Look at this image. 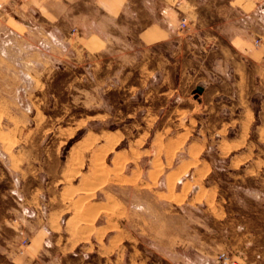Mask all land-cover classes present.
Wrapping results in <instances>:
<instances>
[{
    "label": "crops",
    "instance_id": "0c3cea01",
    "mask_svg": "<svg viewBox=\"0 0 264 264\" xmlns=\"http://www.w3.org/2000/svg\"><path fill=\"white\" fill-rule=\"evenodd\" d=\"M182 17L188 19L187 29L180 28ZM5 66L9 75H32L33 91L29 96L35 97L42 89L37 80H42L43 75H50L51 79L55 75H82L81 80L93 75L99 85L101 81L103 97L104 75H128L125 81H129L130 97L137 94L133 88L145 89L146 114L152 113L149 140L159 133L176 142L181 140L175 153H163L161 160L163 167L169 169L168 181L171 176L184 178L180 181L181 191L175 195L186 192V199L196 185L186 177H208L214 168L203 150H195L203 141L196 140L195 133L184 139L181 136L185 130H176L184 126L183 120L189 121L195 130L200 122L195 118L198 107L224 113L225 121L217 128L225 126L229 134L234 128L253 126L254 104L259 102L256 133L258 146L263 145L264 149V0H0V71ZM198 87H202L201 93L197 92ZM83 91L90 93L89 89ZM8 94L0 93L2 112H9V106L15 105L5 96ZM92 94L99 96V89ZM182 101L191 105L184 106ZM15 106L19 119L14 130L3 132L1 139L0 152L7 163L6 174L1 171L0 178L15 174L21 183L12 189L19 195L12 198L16 206L9 208L7 215L0 213V264H58L59 255L81 256V264H91L89 260L85 262V256L95 254L105 260L106 248L111 243L115 252L116 245L123 240H134L132 233L123 231L121 220L113 217L115 212L105 218L107 213L112 214L110 206H121L114 194L106 195L105 182L100 184V177L85 182L81 176L85 173L81 171L70 175L78 161L87 159L90 145L97 142L99 153L101 147L105 149L107 138H117L116 148L125 135L90 130V122L99 123L100 119L62 129L53 127L48 132L45 126L36 124L24 131L23 139L27 142L42 145L48 134L50 140L57 142L60 157L64 145L70 141L72 144L65 156L66 167L50 172L56 183L28 187L26 176L39 179L41 165L26 175L25 162L19 161L21 154L5 151L17 146L19 131L28 123L29 109ZM37 106L34 100L32 107L36 113ZM135 109L128 114L136 113ZM236 112L246 113V120L235 119ZM191 118L196 120L195 124H191ZM41 128L44 136L39 141L37 131ZM17 129L20 130L15 134ZM79 132L82 135L74 140ZM250 144V135L244 132L226 138L223 145L229 146V152H221L220 156L229 157L231 166L239 162L238 168L242 169H249L250 161H262L261 167L248 173L263 177L264 151L258 148L238 152ZM125 151L130 157V148ZM46 152V146L40 148V153ZM122 152L116 150L117 154ZM153 171L154 165L147 169V175L151 176ZM132 177L127 174L125 180L132 184ZM69 179L81 182H68ZM169 192L167 183L160 193ZM77 206L83 209L82 215L75 216L73 210ZM26 208L33 214L26 213ZM80 217L82 220H78ZM6 235L12 236L9 239Z\"/></svg>",
    "mask_w": 264,
    "mask_h": 264
},
{
    "label": "rangeland",
    "instance_id": "374dc122",
    "mask_svg": "<svg viewBox=\"0 0 264 264\" xmlns=\"http://www.w3.org/2000/svg\"><path fill=\"white\" fill-rule=\"evenodd\" d=\"M141 48H139L140 50ZM16 53H20L15 49ZM18 58V56H17ZM8 66L0 71V93L9 92L5 95L12 103L19 104L29 109L27 113V127L23 126L19 132V140L15 148H7L6 152L21 154L20 162H25V168L29 170L41 165L39 179L26 176V184L33 187L40 183L50 186L57 182L56 177H51L50 172L56 169L65 168V156L70 146L65 144L61 149V157L57 154V142L50 140L49 135L40 143L32 144L23 139L25 133L36 124L46 128L48 132L54 127L73 126L87 120L100 119V122H90V130L106 131L107 133H123L124 140L114 148L116 139L107 138L105 149L100 148L97 152L95 146L90 145L86 160L78 161L71 176L81 172L85 182H93L92 179L100 177V184L105 182L106 195L113 197V194L120 202V207L110 206L111 212L105 218L113 215L121 220L124 232L132 233L134 240H123L121 245L114 243L106 248L105 260L97 255L84 257L85 262L101 264L103 262L113 264H224L220 256L222 253L236 260L239 264H264V175H250L248 171L254 167H261L262 161H250L249 169L239 167V162H233L229 157L220 156V153L229 152V146L223 145L226 138H235L244 132L250 135L252 144L244 147L238 152H252L260 148L264 151L263 145L258 146L257 125L260 120V104H254L256 121L249 129H237L226 132L227 128H217L223 124L226 115L211 112L205 108H199L195 118L200 122L195 130L190 127L189 121L183 120L181 128L185 130L181 137L195 133V139L203 141L197 145L196 151H201L210 158L213 165V173L204 177V174L197 177L189 174L188 181L195 182L189 198L184 195H175L181 191L184 180L171 176L167 180L166 171L163 167L161 157L163 153H175V149L181 144L180 141H173L168 135L159 133L153 140L151 137L152 113L146 114L145 89L133 92L137 94L130 97L128 88L129 81H125L128 75H104L105 96H102V84L97 82L93 75H87L81 80L82 75H43L42 80H37L41 91L37 97L29 94L33 91L32 75H9ZM37 77V75H34ZM136 77V76H135ZM136 82V79H135ZM138 83H143L138 80ZM116 87V88H115ZM89 89L90 93L83 91ZM99 96H93L92 92ZM29 92V93H28ZM0 98H2L0 96ZM103 98L105 102L103 103ZM37 103V113L32 103ZM97 100L99 102H97ZM100 103V105H98ZM184 106L191 105L182 101ZM10 105L9 112L0 111V151L3 132L14 130L15 121L19 119L17 106ZM136 107V109H135ZM33 108V109H32ZM136 113L128 114L130 110ZM187 115V112L184 113ZM17 115V116H16ZM234 118L246 120V113H234ZM14 117V118H13ZM20 119H22L20 115ZM196 120L191 118V124ZM19 128V127H18ZM42 129H39L37 136H44ZM45 131V132H46ZM170 131V129L168 130ZM82 132L75 135L74 140L80 137ZM49 142V143H47ZM11 145L13 142H10ZM47 143V144H46ZM92 144V143H90ZM47 147L46 153H40L41 147ZM262 146V147H261ZM126 148H130L131 156L128 157ZM122 149L121 154L116 150ZM182 149H185L183 147ZM187 149V148H186ZM113 150V151H112ZM97 158V156H99ZM31 155V156H30ZM60 155V154H59ZM25 156V157H24ZM30 156V157H29ZM157 157L158 159H152ZM172 161H169L171 163ZM7 160L0 152V172L5 173ZM154 165L155 171L151 176L147 175V169ZM237 167V168H234ZM165 170V171H164ZM6 174V173H5ZM81 174V173H80ZM132 174L130 184L125 180V175ZM259 178L263 180L259 181ZM116 181V182H115ZM68 182H81L76 179H69ZM21 183V179L11 174L9 177L0 178V213L7 215L9 208L15 207L13 197L18 192H12L13 186ZM150 183L155 184L152 188ZM170 186L168 195L160 193ZM189 184V182H188ZM190 186H186V189ZM211 189H207V188ZM262 187V188H258ZM10 195V196H9ZM22 198V197H20ZM27 211V212H26ZM75 216L83 214V209L75 207ZM26 213L33 214L31 210L25 209ZM82 220V217L78 218ZM8 238L12 235H6ZM10 239V238H9ZM1 242V239H0ZM53 247V246H52ZM58 264H81V256H67L57 258Z\"/></svg>",
    "mask_w": 264,
    "mask_h": 264
},
{
    "label": "built area",
    "instance_id": "2783aa9c",
    "mask_svg": "<svg viewBox=\"0 0 264 264\" xmlns=\"http://www.w3.org/2000/svg\"><path fill=\"white\" fill-rule=\"evenodd\" d=\"M21 2L27 1V0H19ZM180 28L181 29H187L188 28V19L186 17H182L181 21H180ZM257 44L260 43V40H257L256 42ZM27 241L25 240L24 243H26ZM221 261L224 264H239L236 260L231 259L228 255H226L225 253H222L220 256Z\"/></svg>",
    "mask_w": 264,
    "mask_h": 264
},
{
    "label": "water",
    "instance_id": "95a60500",
    "mask_svg": "<svg viewBox=\"0 0 264 264\" xmlns=\"http://www.w3.org/2000/svg\"><path fill=\"white\" fill-rule=\"evenodd\" d=\"M202 90H203L202 87H198V88H197V92H199V93H201Z\"/></svg>",
    "mask_w": 264,
    "mask_h": 264
},
{
    "label": "trees",
    "instance_id": "16d2710c",
    "mask_svg": "<svg viewBox=\"0 0 264 264\" xmlns=\"http://www.w3.org/2000/svg\"><path fill=\"white\" fill-rule=\"evenodd\" d=\"M71 144H72V141H70L68 145L70 146Z\"/></svg>",
    "mask_w": 264,
    "mask_h": 264
}]
</instances>
